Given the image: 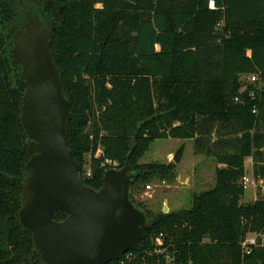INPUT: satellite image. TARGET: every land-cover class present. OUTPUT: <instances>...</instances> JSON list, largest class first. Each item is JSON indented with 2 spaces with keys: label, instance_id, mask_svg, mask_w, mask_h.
<instances>
[{
  "label": "trees",
  "instance_id": "16d2710c",
  "mask_svg": "<svg viewBox=\"0 0 264 264\" xmlns=\"http://www.w3.org/2000/svg\"><path fill=\"white\" fill-rule=\"evenodd\" d=\"M19 6L52 29L70 104L66 145L81 176L89 165L84 184L101 187L105 160L132 168L129 198L148 228L108 264H166L158 237L171 264H264L263 250L242 256L239 245L248 232L264 234V198L241 203L246 159L264 184V0H0V264H43L18 220L34 153L19 120L21 68L9 53L24 21ZM252 74L256 82H240ZM168 137L192 140L196 154L222 166L190 209L150 214L133 196L154 178L170 180L172 165L138 161Z\"/></svg>",
  "mask_w": 264,
  "mask_h": 264
},
{
  "label": "water",
  "instance_id": "95a60500",
  "mask_svg": "<svg viewBox=\"0 0 264 264\" xmlns=\"http://www.w3.org/2000/svg\"><path fill=\"white\" fill-rule=\"evenodd\" d=\"M12 62L21 68L20 123L34 150L25 170L18 211L43 264H108L137 248L148 228L146 215L129 198L132 168L104 171L102 185L84 184L66 145L69 101L50 51L52 29L37 17L11 31ZM186 142L172 156L182 157ZM183 175L180 176V180ZM167 210L166 207L163 208ZM67 217L56 221L53 215Z\"/></svg>",
  "mask_w": 264,
  "mask_h": 264
},
{
  "label": "rangeland",
  "instance_id": "374dc122",
  "mask_svg": "<svg viewBox=\"0 0 264 264\" xmlns=\"http://www.w3.org/2000/svg\"><path fill=\"white\" fill-rule=\"evenodd\" d=\"M96 7H100V5L98 4ZM19 10L24 20L20 26L27 22V16L37 17L22 6H19ZM20 26L16 27L19 28ZM240 82H249V77L241 76ZM183 142H186V146L182 157L178 163H174L172 156ZM138 163L141 165L154 163L172 165L170 180L154 178L133 196L134 202L143 211H148L150 214L159 212L177 213L190 209L194 196L215 186V170L217 167L222 166L212 156L196 154L192 140H180L170 137L155 139ZM86 167H89V165L87 164ZM250 167L251 162L248 158L245 160V169L247 170ZM181 175H183L182 180H180ZM147 185H150L151 189H147ZM263 196V191L257 190L255 195L253 189L248 187L244 191L241 203L252 202ZM164 207L167 208L166 211L163 210Z\"/></svg>",
  "mask_w": 264,
  "mask_h": 264
},
{
  "label": "built area",
  "instance_id": "2783aa9c",
  "mask_svg": "<svg viewBox=\"0 0 264 264\" xmlns=\"http://www.w3.org/2000/svg\"><path fill=\"white\" fill-rule=\"evenodd\" d=\"M209 6L211 8H213V2H210ZM248 77H249L248 83H254L257 80V77L254 74H252ZM252 112L256 113L255 108L252 110ZM99 153H100V151H97L96 155L98 156ZM102 165L108 166L107 169L116 168V163L109 161V160H105ZM82 176L83 177H89L90 176V168L89 167L84 168V170L82 172ZM82 176H81V178H82ZM241 184H242L244 190L247 189L248 187L252 188L255 195H256L257 190H261L264 192V184H263L262 180L257 179L253 175V173L246 172V174L241 179ZM146 188L151 189V186L147 185ZM263 198H264V196H263ZM155 244L157 246L155 249V254L163 255L165 260H166V264H171L173 262V258L166 251V249L161 248V246L163 244L162 238L158 237L155 240ZM239 245H240L242 256L250 255L254 249H261L264 251V234H257V233L248 232L243 236ZM127 253H130V252H127ZM127 253H125V254H127ZM143 264H153V263H143Z\"/></svg>",
  "mask_w": 264,
  "mask_h": 264
},
{
  "label": "crops",
  "instance_id": "0c3cea01",
  "mask_svg": "<svg viewBox=\"0 0 264 264\" xmlns=\"http://www.w3.org/2000/svg\"><path fill=\"white\" fill-rule=\"evenodd\" d=\"M247 55H250V52H249V51H247ZM249 161L251 162V167H250L249 169H247V172H249V173H253V169H252L253 162H252V159L249 158ZM260 180H261V179H260Z\"/></svg>",
  "mask_w": 264,
  "mask_h": 264
},
{
  "label": "flooded vegetation",
  "instance_id": "af4514ba",
  "mask_svg": "<svg viewBox=\"0 0 264 264\" xmlns=\"http://www.w3.org/2000/svg\"><path fill=\"white\" fill-rule=\"evenodd\" d=\"M23 25H25V24H23Z\"/></svg>",
  "mask_w": 264,
  "mask_h": 264
}]
</instances>
